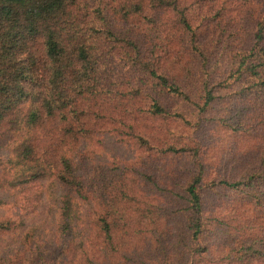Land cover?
Segmentation results:
<instances>
[{
  "label": "trees",
  "instance_id": "trees-1",
  "mask_svg": "<svg viewBox=\"0 0 264 264\" xmlns=\"http://www.w3.org/2000/svg\"><path fill=\"white\" fill-rule=\"evenodd\" d=\"M0 264H264V0H0Z\"/></svg>",
  "mask_w": 264,
  "mask_h": 264
},
{
  "label": "rangeland",
  "instance_id": "rangeland-1",
  "mask_svg": "<svg viewBox=\"0 0 264 264\" xmlns=\"http://www.w3.org/2000/svg\"><path fill=\"white\" fill-rule=\"evenodd\" d=\"M229 3L231 2V0H227ZM169 15H172V14H169ZM169 15H166V14H164L163 15V18H167V17H169ZM171 18V17H170ZM222 27H223V29H225V28H227L228 30H229V32H232V25L231 26H229V25H226L225 23H223V25H222ZM118 62V61H117ZM235 91H236V89H234ZM243 99H244V97H241V96H236L235 97V100H236V102L237 103H241L242 101H243ZM109 113V112H108ZM195 122V121H194ZM171 125L172 126H177V124L175 123V122H171ZM213 125L214 124H212V125H209V124H207L204 128H205V133L207 134V136H213L214 134L215 135H219V134H223V132H225L224 130H221L219 133H217V131L214 129L213 130ZM176 130V132L178 133V134H180V132L181 131H183L184 133L183 134H187V135H190L191 133H192V135H194L195 134V132H196V128H194V126H190V127H180L179 125H178V127L175 129ZM215 131V132H214ZM170 133H171V131H170ZM202 136H203V134H202ZM197 137V136H196ZM198 138V137H197ZM182 144V143H181ZM222 146H223V144H220V146H219V148L221 149L222 148ZM132 147L133 148H136V150L137 151H139V150H141V149H137V147L136 146H134V145H132ZM217 153V151H215L214 150V154H216ZM153 156V155H152ZM184 162H186V160H185V158L184 157H174L173 159H171L170 160V162L169 163H171V165L173 166V167H175V166H177V167H182L183 166V164H184Z\"/></svg>",
  "mask_w": 264,
  "mask_h": 264
}]
</instances>
